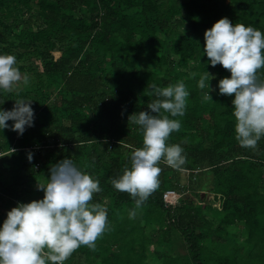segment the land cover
Instances as JSON below:
<instances>
[{
	"label": "trees",
	"instance_id": "16d2710c",
	"mask_svg": "<svg viewBox=\"0 0 264 264\" xmlns=\"http://www.w3.org/2000/svg\"><path fill=\"white\" fill-rule=\"evenodd\" d=\"M222 17L264 32V0H0V54L46 85L31 106L34 126L0 138V225L18 202L42 199L37 181L70 158L99 180L93 202L106 206L110 230L65 264H264V137L256 150L239 145L234 96L218 88L230 72L203 52L205 30ZM206 71L211 91L198 87ZM178 82L189 97L185 115L170 117L181 128L168 142L181 145L187 163H161L158 190L130 219L134 199L111 184L143 146L128 117L148 110L149 85ZM22 87L17 99L29 91ZM12 93L0 90V108L9 110ZM165 187L181 192L174 205L164 206Z\"/></svg>",
	"mask_w": 264,
	"mask_h": 264
},
{
	"label": "clouds",
	"instance_id": "9594fccd",
	"mask_svg": "<svg viewBox=\"0 0 264 264\" xmlns=\"http://www.w3.org/2000/svg\"><path fill=\"white\" fill-rule=\"evenodd\" d=\"M203 52L212 67L219 64L230 72L219 80V93L234 96L235 139L241 147L256 150L264 137V78L259 75L264 69V32L222 17L205 30ZM209 77L214 78L208 71L201 75V90L210 89ZM29 80L27 74H21L14 55L0 54V90L15 91L19 97L17 86H27ZM149 87L155 99L147 104L148 110L128 117V123L140 127L143 146L132 150L130 167L111 179L117 191L128 193L135 201L130 219H135L136 210L158 190L161 163L176 170L187 163L181 145L168 141L181 128L180 120L170 117L185 115L189 91L183 82ZM210 91L205 99H212ZM14 101L11 110L0 108V130L9 128L7 121L12 120L11 130L22 135L26 126H34L32 100ZM27 158L32 161L31 151ZM36 187L43 191V198L18 202L0 225V264H65L82 246L95 250L97 240L110 230L106 206L93 202L94 195L102 191L99 180L64 158L51 165L47 181H37ZM162 191L164 206L177 203L179 196L164 201Z\"/></svg>",
	"mask_w": 264,
	"mask_h": 264
},
{
	"label": "rangeland",
	"instance_id": "374dc122",
	"mask_svg": "<svg viewBox=\"0 0 264 264\" xmlns=\"http://www.w3.org/2000/svg\"><path fill=\"white\" fill-rule=\"evenodd\" d=\"M56 55L58 54V52H54ZM41 67V66H40ZM40 67H38V68H40ZM21 72V71H20ZM21 74L23 75V73L21 72ZM44 79H45V77H42L41 78V81H43V83H41V81H40V85H41V87H36V81H37V79L35 78V79H33V82H29V84L27 85V86H25V87H22V89H26V88H28L29 89V91L27 92V95L23 98V97H20L21 99H24V100H32V103H31V106H32V104H35V103H38L39 104V101H41V96H43V92H45L46 90V85H45V81H44ZM22 86V84L21 85H18L17 87H21ZM21 92V91H20ZM12 95H13V97H11V99H10V105H11V107L9 108V110H11L12 108H13V105H14V103H15V101L14 100H16L17 99V94H16V92L14 93H12ZM2 108V107H1ZM41 114H42V116L43 117H45V112L44 111H42L41 112ZM7 123H8V125H9V128H7V129H3V130H0V138L1 139H6L10 134H11V125L13 124V121L12 120H9V121H7ZM204 173V172H203ZM201 176H203V174H201ZM184 174H183V171H181V173H180V181L182 182L183 180H184ZM209 177H210V175H208L207 177H206V179L208 180L209 179ZM201 183V182H200ZM204 186H198L197 188L198 189H200V195H204L205 194V192H206V198L207 199H211L212 198V192L211 191H206V190H204V188H203ZM186 193V192H185ZM182 196V194H180L179 195V197H181ZM178 197V198H179ZM193 197V201H195L194 199H196L195 198V196H192ZM211 204L212 205H214V206H217L218 205V200L216 199V198H212L211 199ZM208 215V214H207ZM228 229L229 230H233L234 229V226L233 225H228ZM240 238V237H239Z\"/></svg>",
	"mask_w": 264,
	"mask_h": 264
},
{
	"label": "built area",
	"instance_id": "2783aa9c",
	"mask_svg": "<svg viewBox=\"0 0 264 264\" xmlns=\"http://www.w3.org/2000/svg\"><path fill=\"white\" fill-rule=\"evenodd\" d=\"M179 194L175 189L166 188L162 191V198L164 201H175Z\"/></svg>",
	"mask_w": 264,
	"mask_h": 264
}]
</instances>
